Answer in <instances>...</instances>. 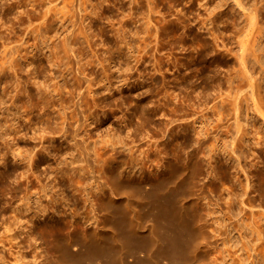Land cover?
Returning <instances> with one entry per match:
<instances>
[{"label":"rangeland","instance_id":"374dc122","mask_svg":"<svg viewBox=\"0 0 264 264\" xmlns=\"http://www.w3.org/2000/svg\"><path fill=\"white\" fill-rule=\"evenodd\" d=\"M14 1L3 0V2L9 3H14ZM33 1L36 2V0H27V2L35 3ZM40 1L44 4L48 2V0ZM223 1L227 3L224 4ZM235 1L79 0V2H82V7H85L80 9L79 3L80 12L82 11L81 15L86 16L83 26H85L89 39L82 35L81 40L79 39L74 47H78L76 48L78 50H76V55L78 59H81L79 61L82 63H80L82 71L85 70L87 73H84L89 77L91 76L90 78L94 83L92 84L93 94H88L83 104L87 105L84 106V110L88 124L84 125V131L89 132L86 134V138L89 139L88 145H90L89 149L92 154L93 168L84 161V156L79 154V150L73 147L72 143V130L77 127L79 117L73 106V97L78 95L77 90H79V82L77 84L75 71L68 63L67 57H60L57 60V57H53L54 54H51L56 50V44L59 43L60 45L65 30L67 28L71 29L75 23L79 13L78 0H55L52 2V4H56L50 5L52 11L49 15L53 16L51 18L55 22L58 21L54 22V29L52 28L51 32L46 30L49 27L48 25L45 26L46 23L42 24V28L47 27L46 31L43 30V35L46 34V36L35 32L38 34L36 37L35 33L29 31L30 34L25 30L28 25L27 21L25 22L27 24L15 25L11 21L10 24L4 25L6 29L11 24L14 28L16 27L15 29L12 26L9 27L8 32L3 29L4 27L2 29L8 34L16 31L10 35L12 38V34H14L9 46L14 55L15 52L18 54V51L23 53L21 57L16 54L19 58L16 55L14 57L17 62L19 61L21 71L30 78L28 81L34 87L36 97L32 100L27 93L22 92L23 90H21L22 93L19 91L21 94L18 93L16 89L18 81L16 76L13 75V69L7 70L5 73L2 72L4 75L2 74L0 82V99L2 102L5 100V102L4 106L2 102L0 103V123H4L3 116L8 113L5 109L9 107H12L10 108L12 114L16 113L17 115H14L17 118L21 115V119H18L20 121L15 120L16 123L18 122L16 125H21L25 121L24 125L29 126L28 129L26 128L27 134H29L24 136L25 138L17 135L18 144L23 150L35 145H37V150L43 144L39 142L40 139L36 140L34 138L35 131L33 130L38 128L36 131L39 130L38 132H40L44 131L43 127H45L47 128L45 130L48 131L49 129L51 133L47 132L49 138L43 140L44 146H50V153L41 159L43 161L34 170L39 175V179L48 184L46 185L48 186L47 195H49L44 196L43 193L36 192L31 198L30 209L22 212L23 214L21 213L23 216L29 215L33 218L35 216L34 223L28 224L25 222L26 220H22V223L19 222V219L17 220V217H15L14 208L5 210L0 205V264H54V251L51 250L53 244L50 242L52 239L49 236L50 228L52 229L51 224L57 226H53V230L59 233L57 235L65 237L68 235L67 233L69 235L75 233L76 239H79L78 229L96 228V224H94L96 221L94 222V220L97 216L100 217V212L97 209L95 197H101L103 192L105 193L108 189L105 188L106 185L103 183L111 177L109 176L110 172H117L111 175L119 176L124 181L129 179L125 183L127 186L135 187L134 185H136V188L141 189L142 193H147L152 188L149 185L150 181L157 179L155 185H160L168 180L164 171L167 169L169 161L172 160L184 164L185 168L181 171V175L186 178L195 169L192 181H196L197 186L196 189L192 187V195L186 193V198L188 199L191 196L188 199L191 201L192 196H195L194 190H196V196H198H195V198H200L198 200L200 216L196 225L197 228L202 230H199L201 232L199 233V240L203 242L202 246L209 247L208 245H210L209 248H201L198 251L197 260L192 264H258L262 261V257L257 256L252 250V243L249 242L251 236L248 234L249 232L247 234L244 232L243 238L240 236L245 226L244 223L249 222L252 217V209L254 211L258 210L257 212L260 209L264 212V195L263 197L259 196L260 181L257 178H252L253 187H249L251 196L256 198L257 201L255 208L242 210L238 199L234 198L233 195V193L239 192L240 187H238L239 184H236L237 181H234L235 178L232 177H236L241 173L239 176H241L240 179L242 178L241 180L244 183L246 175L244 176L245 173L234 166L237 163L235 158H231V154L228 155L226 153L228 150H226L219 153L214 159H210L212 163L208 161L215 134L206 138L207 146L205 149L207 154L200 151L198 155L192 157V154H194L193 148L196 147L193 144H196L195 141L198 139L193 127L197 126L200 129L202 126L201 129L205 130L207 134L209 130H211L209 133H215L217 122H220L217 120L218 117L215 113L221 107L223 108V106H220L223 102H220L221 99L219 100L217 96L218 83L221 79L222 82H226L231 78L229 75L232 76L233 71H235L232 65L233 62L228 64L226 61V59H234L233 54H229L231 53L229 50L231 48L238 49V46H241L238 41L242 38L245 45L250 49L249 46H252L256 40L255 30L258 33L259 26H256L261 24L260 31L261 29L264 30V0H242L246 5L245 7L248 6L247 11H245L246 8L243 9L244 7ZM219 3L224 5L220 7ZM29 6L30 9H33L31 5ZM250 6H252V9L249 8ZM241 8L245 13L254 10L256 26L250 23V18L242 12ZM16 11L17 14H20L22 9ZM90 11H92L91 17L87 15ZM215 12L218 14L214 25L209 16H214ZM258 12L261 14H257ZM16 13L14 15H17ZM256 15H259L260 19ZM51 18L50 20H52ZM257 19L258 21H256ZM254 20H252V23H254ZM35 21L36 24L41 22L38 21L39 23H37V20ZM245 24L247 26L251 24L252 28L251 26L247 27ZM24 25L26 26L24 27ZM243 25L245 26L244 29H242ZM240 27L241 29H239ZM30 29L32 28L30 27L28 30ZM55 30L58 32L57 34L54 32ZM238 32L243 33L241 38ZM49 35H51V38ZM41 36L45 37L43 40L45 39L46 42L41 40ZM23 37L24 39H22ZM34 38L37 43H35ZM252 40L253 42H249ZM1 41L0 46L2 47ZM259 44L263 49L264 38H260ZM53 45L55 46L54 49ZM19 48L23 50L21 51ZM36 49L38 53H35L37 52ZM31 52L33 54H30ZM60 52L62 53V51ZM248 52L247 54H250V50ZM32 56H36V61L44 60L30 63L31 65L37 64L38 68L37 65H29ZM24 57L25 59L30 57L27 58L29 62L27 60L25 62ZM251 61L249 62V68L253 73V69H255L254 76L263 83L262 88H264V71L260 64L253 61V66ZM224 78L226 79L224 80ZM31 80L33 81L30 82ZM214 80L216 81L214 82ZM42 85L45 90L42 89ZM4 88L8 89L6 94L3 92ZM54 88H58V90L56 91ZM262 92H264L263 89ZM14 102H16V107L12 106ZM214 104L216 105L214 106ZM206 106L211 107L208 109ZM217 107L218 109L215 110ZM213 108L214 110H212ZM65 112H67V120L64 129H62L63 118L61 117L65 115ZM244 112L243 121L248 120L247 123L250 122V124L256 121L258 126L262 125L263 120L259 119L261 117H252L254 115L253 111L248 112L247 109H244ZM97 116L98 118H96ZM246 116L251 117L250 120ZM16 117L15 119H17ZM213 120L216 122L215 124ZM183 126L189 127L185 133L182 130ZM33 127L36 129H33ZM86 127L89 129H85ZM204 127L207 128V131ZM6 129L8 128L5 127L4 130ZM81 131L83 132V129ZM7 132H9V129ZM0 133L5 135L2 129H0ZM32 138H34V141ZM61 144L63 145L61 146ZM250 153L251 150H248L241 161L242 164H246L247 169L254 161V156L252 157ZM245 155L249 158H246ZM224 156H226V159L228 158L229 162L221 165L220 162L224 160ZM60 157L61 159H59ZM73 158L75 162L70 161ZM62 159L64 162H62ZM49 163L54 165L53 168L58 167L59 170H51ZM60 165L62 168L59 167ZM18 166L16 163L11 164L14 169H18ZM110 168L113 170L110 171ZM96 175L99 179L95 178ZM131 179L132 181H130ZM158 179L162 181L160 182ZM40 180H37L34 187L38 188ZM232 189L235 192L231 191ZM52 197L54 202L51 201ZM42 199L50 200L53 209L47 208L45 210L47 204L42 202ZM14 204L17 206L20 202ZM92 204H95V206ZM142 211L144 213L142 225L146 228V231L139 232L138 235L140 236L138 237L142 238L143 246L140 242L141 245H138L139 243L136 240H129L125 247L130 249V253L127 254V259H123L124 263L175 264L176 260L174 261V259L176 258L173 254L157 256L154 251L155 248H152L150 243L151 232L149 229L152 221L155 220L156 211L150 203L144 204ZM35 219L37 223L34 221ZM164 228L162 229L163 232L170 231L169 228ZM207 240H209V244L205 245ZM77 241L75 240V244L80 243V240L79 243H76ZM75 244L74 246L81 245ZM115 252L114 255L119 256L117 250ZM93 253V251L84 253L80 260H85H81V263H79L80 260L78 259L77 264L123 263L120 256L116 259H111L112 257L109 259L106 255H100V258L97 259L96 257L99 254ZM84 255H88L87 258L86 256L83 258ZM203 257L207 262H205V259L203 260ZM176 264L178 263L176 262Z\"/></svg>","mask_w":264,"mask_h":264},{"label":"bare ground","instance_id":"6f19581e","mask_svg":"<svg viewBox=\"0 0 264 264\" xmlns=\"http://www.w3.org/2000/svg\"><path fill=\"white\" fill-rule=\"evenodd\" d=\"M24 1L25 0H15L14 3H9V2H3V0H0V41L2 40L1 41L2 47L0 46V82H1L2 74L5 73L7 70L13 69L12 70V72H14L13 75L16 76L17 81H18V83H17L18 87L15 86L16 89L18 90V93L21 94L22 92H25L28 94V96L32 100H34V98L36 97L35 96V90H34V87L28 81L30 78L25 76L24 72H22L21 68H19V66H20L19 61L17 62V60L14 57L17 54V52H15L16 54L14 55L13 51L10 49V46H9V44L11 43V39L13 38L14 34H12V38L10 35H11V33H14L16 31L11 30L12 32L10 31L11 33L8 34V33H5V31L3 29H6L4 27V25H6L7 23H9L11 21H13V24H15V25L16 24H23L27 21L28 22L27 28L25 27L26 25H24V27H25V30H27L28 32L29 31L31 33L38 32L41 35H43V30L44 31L47 30L48 32H51V29L52 28L54 29L55 20L53 18H51L52 15L51 16L49 15L52 11V6H50V5L55 0H53V1L48 0V2H45V4L42 3V1H40V0H36V2L33 1L35 3H30L31 1L27 2V0L25 2ZM225 1H227V0H225ZM233 1H235V0H233ZM236 1H237V3H239V5L244 7L243 9L246 8L245 11H247L248 6L245 7L246 5H244L245 4L244 1H242V0H236ZM221 2H222V0H221ZM79 3H80V9L82 7V2H79V0H78L77 6H78L79 13L77 12L78 15L76 17L75 23L72 25L71 29L67 28L65 30V34L61 39L60 45H59V43L56 44V46H57L56 50L55 51L52 50L53 52L51 51L52 52L51 54H54L53 57H57V60L60 57H63V58L67 57L68 63L71 64L72 69L75 71L76 78L78 80L77 84L79 82V84H78L79 90L76 89L78 91V95L76 94L77 96L73 97L74 98L73 106H74V109H76L79 117L77 119V127L72 130V143H73V147H75L77 150H79V154L84 156V161H86V163L88 165H91L90 167L93 168L94 165L92 164L93 162H91L92 154L90 153V149H89L90 145H88L89 139L86 138V134H88L89 132L84 131V125L87 123L86 122L87 117L85 115V110H84V106L86 104L85 105H83V104L85 103V101L88 97V94L89 95L91 93L93 94L92 89H94V88H92V84H94V83L92 82V78H90L91 76L89 77L88 75H86L87 72L85 70H84V72H86V73H84L82 71V68H81L82 63H81V61H79L80 58L78 59L77 55H76L77 54L76 48H78V47H76V48L74 47L75 44L77 42H79L78 40L80 39V37L82 35H84L87 39H89L87 31L84 28L85 26H83V24L85 23V20H86L85 19L86 16L84 17L83 15H81L82 11L80 12ZM223 3L225 4L227 2L223 1ZM54 4H56V3H53L52 5H54ZM29 5H31L33 7V9H30ZM219 5H220V7L223 6L220 3H219ZM53 7L56 8L55 6H53ZM251 7L252 6H250L249 8L252 9ZM82 8H85V7H82ZM215 8H217V7L215 6ZM253 8H254V6H253ZM18 9H22L20 14L16 13L17 12L16 10H18ZM243 9H242V12H243ZM255 10H256V8H255ZM257 10H258V6H257ZM257 10H256V12H257ZM83 11H84V9H83ZM250 11H249V13H245V12H243V13L247 14V17H249L251 20L250 23L252 25L253 24L255 25L254 13H253L254 10H252L251 12ZM15 13L17 15H14ZM213 14H214V11H213ZM217 14L218 13L215 12L214 16H212L211 14H210L211 16H209V18L211 17L210 20H211V22L214 23V25L216 24ZM257 14H261V13L258 12ZM84 15H85V13H84ZM87 15L91 17L92 11H90L89 14H87ZM258 16L256 15V17H258ZM245 17H246V15H245ZM247 17H246V19H247ZM256 17H255V19H256ZM259 17H258V19H260ZM50 18L52 20H50ZM249 18H248V20H249ZM56 19H59V18H56ZM258 19L256 21H258ZM35 20H37V23H39L38 21H41L42 23L40 22L39 24H36ZM210 20L208 21L209 23H210ZM252 20H254V23H252ZM57 21L58 20H56V22ZM208 22H206V24H208ZM43 23L44 24L46 23L45 26L48 25L49 27L48 28L43 27L44 28L43 29L42 28ZM25 24H27V23H25ZM251 24H250V26H251ZM256 24H257V22H256ZM260 25H257V26L255 25L256 27L259 26L258 27L259 29H258V33L256 30H255L256 33L254 32V35L257 34V36L255 37L256 40L253 43V45L249 43L250 45H252V46H249L250 49L247 47V45H245L243 38L241 40L239 39V37L241 38V36L243 35V33H240V32H238V33H240L239 34L240 36L238 37V39L240 41H238V42H240L241 46L240 47L238 46V49L235 48L234 46H232V47H234L235 49H233V48L230 49V47H229V49H230L229 50L227 48L231 52L229 54H233L234 59L233 60L226 59V61L228 62V64L229 63L232 64V62H233L232 65L235 68V71H233L232 76L229 75V77H231V78L227 77L229 79L226 82H222L221 81L222 79L221 80L219 79L220 82L218 83L219 88L217 90V96H218L219 100L221 99L220 102H223L222 105L219 102L220 106H223V108L221 107V109L219 110L218 109L219 106H218L215 109V110H217V109L219 110V111L217 110V112H215V113H216V116L218 117L217 120L220 121V122H217L218 123L217 128L215 127L216 129L214 130L215 133H212V132L209 133V131H211V130L208 129L209 131H207L206 127H204V128H206V131L208 132V134L205 132V130L201 129V128H203L202 126L200 129H198L197 126L193 127L196 134L198 135V139H197V141H195L196 144L195 143L193 144V145H196V147L194 146V148H193L194 154H192V157L198 155L200 151H203V152H205V154H207L206 149H205L207 146L206 145L207 144L206 138L209 135L215 134L214 135L215 140H214V143H212V145H211V151H210V154L208 155L209 156L208 157L209 163H212V161L210 159H212V158L214 159V157H217L219 155V153H221L222 151L228 150L226 153H228V155L230 153L231 154L230 157L235 158V160L237 161V163H235L236 161L234 162L235 163L234 166L239 171L241 170V172L245 173V174L243 173L244 176L246 175L245 176L246 181L243 179L245 181L244 183L241 180L242 178L240 179L241 176H239V175H241V173L238 172L239 175H237L236 177H234V176L232 177L233 179L235 178L234 181H237L236 184H239L238 187H240L239 192L237 191L235 194L233 193V195H234V198L238 199V203L242 206V210L252 209L253 207L255 208V205L257 203L256 198L251 196L252 194H250V191H249V189H250L249 187L252 186V181H253L252 178H257L260 181L261 185L259 187L260 188L259 189L260 190L259 196L263 197V195H264V95H263L264 92H262V89L264 90V88H262L263 83H261L259 81V79H257L254 76L255 75L254 73L256 72L255 69H253L254 67L252 68L254 70V73H253V71L251 72V68H249L250 67L249 62L251 61V59H253L251 62L253 63V61H254L255 63L260 64V66L262 67V70L264 71V59H263L264 58V48L262 49L261 45H260L261 43L259 44L260 38L261 39L264 38L263 37L264 30L261 29V31H260V27H261ZM11 26H12V24L9 25V27H11ZM250 26L248 25L247 27H250ZM7 27H8V25H7ZM9 27L7 28L8 31L10 30ZM12 27L14 28V26H12ZM30 27L32 29L28 30ZM206 27H207V25H206ZM244 27L245 26L243 25L242 29H244ZM251 28H252V26H251ZM7 29H6V31H7ZM239 29H241V27ZM239 31H241V30H239ZM28 32L25 31V33H28ZM48 32H46V33H48ZM54 32H55V34L58 33L56 30ZM48 34H50V33H48ZM32 35H34V34H32ZM35 36L37 37L38 34H36ZM43 36H46V34ZM43 36H41V40H43V38H45ZM49 36L51 38V35H49ZM26 37H27V35H26ZM252 38L254 40V36ZM22 39H24V37ZM39 39H40V36H39ZM253 40L249 41V42H253ZM44 42H46V41H44ZM35 43H37L36 39H35ZM58 45L60 46L59 47L60 49L58 48ZM36 46H38V45L36 44ZM14 47L16 48V46H14ZM18 47H17V50H18ZM20 47H21V45H20ZM34 47L35 46L33 45V48ZM54 48H55V46L53 45V49ZM13 50H14V48H13ZM19 50L22 51L23 49L19 48ZM24 50H26V49H24ZM38 50H40V49L38 48ZM38 50H37V52H35L34 50L33 51L35 53H38ZM248 50H250V54H247ZM60 51H62V53ZM18 54L20 57L23 56L22 55L23 53H19V51H18ZM30 54H33V53L31 52ZM60 54H62V55H60ZM17 55H16V57H18ZM44 55H45V53H44ZM252 56H253V58H251ZM78 57H79V55H78ZM27 58H30V57H27ZM27 58L25 59V57H24L25 62H26ZM42 58H43V56H42ZM57 60L55 59V61H57ZM30 61L31 62L28 61L29 65H31L30 63H32V62L36 63V62H39L40 60L36 61V56H32ZM41 61H44V60H41ZM252 63H250V64H252ZM35 65H37V64H35ZM35 65L33 64L31 66H35ZM39 66H41V65H39ZM253 66H254V63H253ZM37 68H38V65H37ZM34 69H35V67H34ZM263 75H264V73H263ZM258 77H259V73H258ZM225 79L226 78H224V80ZM262 79H260V80L262 81ZM32 81L33 80H31L30 82H32ZM215 81L216 80H214V82ZM20 85H21V87H19ZM43 88H44V86L42 85V89ZM108 88H110V87H108ZM54 89H53V91H54ZM21 90H23V91L21 92ZM43 90H45V88ZM55 90L57 91L58 88ZM93 91H95V90H93ZM3 92H4V94H6L8 92V89L4 88ZM48 93H46V94H48ZM4 94H2V95L4 96ZM205 100H203V101H205ZM1 102H2V100L0 101V103ZM4 102H5V100L2 102L3 106H4ZM15 103L16 102L12 103L13 107H16ZM215 105L216 104H214V106ZM246 106H248V107L245 108ZM209 107H211V106H209ZM209 107H207V108L210 109ZM10 108H12V107L5 109L8 113L4 112V113H7V115L3 116L5 119L4 123L1 122L6 128L9 129V132H7L8 129L4 130L5 127L0 123V129H2L4 131V134H5V135H3L0 133V205L5 210L14 208V211L16 212L15 217H17V220L19 219V222L22 223V220H26L25 221L26 223L31 224V222H33V219L35 218V216H34V218H33V216H29V215L23 216L22 212L30 209L31 198L33 195L36 194V192L37 193L39 192V194L43 193L42 195H44V196L49 195V194L47 195V190H48L47 185L48 184L46 182L41 181L39 179L40 178L39 175L36 174V172L34 170L43 161V160L41 161V159L46 157L50 153V146H47V147L44 146L43 140L47 139V137L49 138V136L47 134L51 133V131L49 132V129L47 131V130H45L47 128L43 127L44 131L38 132L39 130L36 131L38 128L36 129L35 127H33V129L34 128L36 129V130H33V131H35L34 132V135H35L34 138H36V140L40 139L41 141H39V142H41L43 144L40 147H38L37 150H36L37 145L32 146L33 148L29 147V149L27 148V149L23 150L21 148V146L18 144L19 140H17V135H18V137H20L19 135H21V137L28 135L29 133L27 134L26 128L28 129L29 126L24 125L25 121L22 122L21 125H19V124L16 125L18 122L16 123L15 120L17 121L18 119H21V117H20L21 115L20 116L18 115L19 118H17L14 115L16 113L12 114V111ZM65 109H67V108L65 107ZM244 109H247L248 112L253 111L254 115H252V117L253 116L254 117L255 116L261 117L259 119L263 120V122H261L262 125L258 126L257 125L258 123L256 121L252 122L251 123L252 125L250 124V122L247 123L248 120L243 121V116L245 115V114H243ZM251 109H253V110H251ZM1 110H3V109H1ZM212 110H214V108ZM4 113H3V115H4ZM66 113L67 112H65V115H62V117H61V118H63V120H62V127L63 128L62 129H64V124L66 123V120H67ZM215 113H214V115H215ZM62 114H63V112H62ZM88 116L93 117L92 115H88ZM15 117L17 119H15ZM96 118H98V116ZM250 118H248V119L250 120ZM244 119H245V117H244ZM18 121H20V120H18ZM213 123L215 124L216 122L214 121ZM30 124H32V123L30 122ZM212 127H214V126H212ZM82 129H83V132L81 131ZM85 129H89V128L86 127ZM188 129H189V127L183 126V128H182L183 133H185ZM212 129H214V128H212ZM62 131H64V130H62ZM99 136H100V134H99ZM34 138H32V140ZM248 141H250V143H248ZM62 145L63 144H61V146ZM248 150H251L250 155H252V157L254 156V158H253L254 161L253 162L249 161V162H251V164L249 163L250 167L247 169L245 166L246 164L245 165H244V163L242 164L241 161L244 157V154H246ZM59 156H61V155H59ZM224 157H223L224 160H222L220 162L221 165H225L227 162H229L228 158L226 159V156H224ZM245 157L247 158L248 156L245 155ZM56 158H58V157H56ZM59 159H61V157ZM70 161L75 162L74 158H73V160H70ZM62 162H64V160ZM76 162H77V160H76ZM177 162L178 161H176V160L169 161V163L167 165V169L164 171V173L167 175V178H168L167 181H165L162 184L159 183L160 185H155V184H157L156 183L157 179L150 181L149 185H151L152 188L149 191H147V193L143 192L144 194L140 191L141 189L139 190L138 188H136V185H134L135 187L127 186L125 183L128 182L129 179L127 181L126 180L124 181V179L120 178L119 176L117 177V176L111 175V174H114L117 172H113V173L110 172L109 176H111V177L107 181H104V183H103L104 185H106L105 188L107 187L108 189L107 190L105 189L106 190L105 193L103 192L105 190L101 191V192H103L101 197H99V198L95 197V201L97 200L96 205L98 206V207L97 206L96 207H97L98 211L100 212V215H99L100 217L97 216V218L94 220V222L96 221V223H94V224H96L95 229H80V230L78 229L77 232L80 234V238L76 239L77 236L75 233H72L70 235H69V233H67L69 236L67 234H64V235H67L65 237H61V236L57 235L59 233L55 232V230H53L54 225L51 224L52 229L50 228L51 232H50L49 236L52 239V240H50V242H52V244H53L52 249L50 248L51 250L54 251L53 263L54 264H77V260L78 259L80 260V258L83 256V254L87 253V252L89 253V251H93L94 253L99 254V256L97 255L98 257H96L97 259L100 258V255L101 256L106 255L109 257V259L111 257H112L111 259H113V258L116 259L120 256L121 260L123 261V259L126 258V256H128L127 254L130 253V249L125 247V245L127 244V242L129 240H131V239L136 240V241H138V243L139 242L142 243V246H143V240H142V238L138 237V236H140L138 234H139V232L146 231V228H144L142 225V223H143L142 218L144 219V217H142L144 214L142 210H143L144 204H147V203H150L152 205L153 209L156 211V217L154 218L155 220L152 221L150 229H149L151 232V234H150L151 242L150 243L152 245V248H155L154 249L155 254L157 256H161L163 254H173L174 257L176 258V259H174V261L176 260V262L178 264H192V262L195 263L197 260V257H198V251L201 248H209L210 245H208L209 240H207L205 242V245L207 244L209 247L202 246L203 242H201L199 240V235H200L199 233H201V232H199V230L201 228L200 229L197 228L196 222L200 216L199 201H198L200 198H195L196 190H194L195 196H192L193 198L191 199V201L188 200V199H190L191 196L188 199L186 198L187 197L186 193H189V194L191 193L190 195H192V193H193L191 191V190H193L192 187H194L196 189V186H197L196 181H194V182L192 181L193 180L192 178L195 174V169H193L190 176H187V178H186V177L181 175V171L185 168L184 164L183 163L180 164ZM12 163H16L17 166L18 165L21 167L23 166L22 170H21V167H20V171L18 170L19 166H18V169L16 167H15L16 169L11 167ZM73 164H75V163H73ZM106 165H107V163H106ZM194 165H195V163H194ZM49 166H50V168H52L51 170H53V169L59 170L58 167L53 168L54 165L52 163H49ZM231 166H232V164H231ZM247 166H248V164H247ZM59 167L62 168L61 165ZM195 168H196V166H195ZM60 170H62V169H60ZM112 170L113 169H111L110 171H112ZM95 178L99 179V177H97V175L95 176ZM138 179H140V178H138ZM37 180H40V182L38 184V188L34 187V185L37 183ZM130 181H132V179ZM159 181L161 182L162 180H159ZM233 185H235V184H233ZM233 187L235 188V186H233ZM252 187H251V191H252ZM254 189H255V187H254ZM231 191H233V189ZM254 191L256 192V190H254ZM233 192H235V191H233ZM52 196H54V195H52ZM53 199L54 198L52 197L51 198L52 202H54ZM89 200H90V198H89ZM49 201L42 199V202H46V204H47V205H45V208L43 207L45 210L47 208L53 209V204ZM15 202H20V204L15 206V204H14ZM261 204H262V202H261ZM92 205L95 206V204H92ZM43 208H42V210H43ZM54 210H55V208H54ZM94 210H95V207H94ZM257 211H254L252 209V217H251L249 222L245 221L246 223H244L245 226H244V229L242 230L243 232L241 231L242 233H240V236L242 237L244 235V232L246 234H247V232H249L248 234L251 235L249 242L252 243V250L256 253L257 256L262 257V261L259 262L258 264H264V223H263L264 212H262V210L260 211V209H259V212H257ZM53 212H55V211H53ZM34 221L36 222V219ZM33 223H32V225H33ZM54 223H56V222H54ZM54 227H57V226H54ZM164 227L169 228V230L172 233H169L170 231L168 232V230L167 231L165 230L166 232H163L162 229ZM166 228H164V229H166ZM200 231H202V230H200ZM75 240L76 241L80 240L79 241L80 243L77 241L76 243H79V244H75ZM140 243L138 245H141ZM74 244L75 245L81 244V245L80 246H74ZM138 245H137V248H138ZM73 246L75 247L74 249H73ZM86 249H87V252H86ZM116 250H117V254H119V256H117V257H116V255H114V253L116 254V252H115ZM154 251H153V253H154ZM85 256L86 255H84L83 258H85ZM87 256H86V258H87ZM90 257H93V256H90ZM101 259H102V257H101ZM204 259H205V257H203V260ZM81 260H83V259H81ZM81 260L79 263H81ZM108 261H110V260H108ZM124 262L125 261H123V263ZM176 262H175V264H176ZM205 262H207L206 259H205Z\"/></svg>","mask_w":264,"mask_h":264}]
</instances>
